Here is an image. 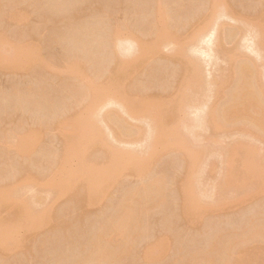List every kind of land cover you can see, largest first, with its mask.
I'll list each match as a JSON object with an SVG mask.
<instances>
[{"label": "rangeland", "instance_id": "rangeland-1", "mask_svg": "<svg viewBox=\"0 0 264 264\" xmlns=\"http://www.w3.org/2000/svg\"><path fill=\"white\" fill-rule=\"evenodd\" d=\"M0 60V264H264V0H0Z\"/></svg>", "mask_w": 264, "mask_h": 264}, {"label": "bare ground", "instance_id": "bare-ground-1", "mask_svg": "<svg viewBox=\"0 0 264 264\" xmlns=\"http://www.w3.org/2000/svg\"><path fill=\"white\" fill-rule=\"evenodd\" d=\"M225 4H226V3H225ZM226 5H227V4H226ZM217 7H220L222 10H225V9L222 8L220 5L217 6ZM217 7H216V8H217ZM220 8H219V10H218V13L222 12V14H223V11L220 10ZM11 13H12V12H11ZM10 15H11V14H10ZM8 17H10V19H12L11 16H8ZM12 17H14V16H12ZM166 26H168V25H165V28H167ZM163 27H164V26H163ZM165 28H164V29H165ZM167 29L170 30V28H167ZM165 30H166V29H165ZM171 30H172V29H171ZM171 30H170V31H171ZM195 31L197 32V34H198V36H199L200 32L197 31V30H195ZM163 32H164V31H162V34H163V35L160 34L161 36H160L159 34H157V35H159V38H161L162 36L165 35ZM166 32H167V31H166ZM173 32H174L173 30L171 31V33L168 31V34H169L168 36H173L174 34L176 35V33H173ZM196 32H195V33H196ZM198 32H199V33H198ZM206 33H207V32H206ZM206 33H204L203 36L206 35ZM210 33H211V32H210ZM171 34H173V35H171ZM209 35H210V34H209ZM209 35H208V36H209ZM211 35H212V34H211ZM166 36H167V33H166ZM166 36H164V39H165ZM156 37H158V36H156ZM167 38H168V37H166V39H167ZM162 39H163V37H162ZM166 39H165V40H166ZM186 40H187V42L185 41V43L187 44L191 39H190V40L186 39ZM163 41H164V40H163ZM181 41H183V40H179V42H181ZM131 42H132V41H131ZM131 42H129V44H130ZM156 42H159V43H158V45H159L160 42H162V41L159 40V41H156ZM190 42H191V41H190ZM132 43H133V42H132ZM162 43H163V42H162ZM185 43H184V44H185ZM127 44H128V40H127ZM177 44H178V40H177ZM184 44H183V45H184ZM186 44H185V45H186ZM130 45H131V47H130L131 49H128V50H129V51H132V49H133V48H132V44H130ZM183 45H182V46H183ZM176 46H177V45H176ZM178 46H181V45L178 44ZM133 47H134V46H133ZM183 47H184V46H183ZM185 47H186V46H185ZM185 47H184V48H185ZM193 47H194V46H193ZM127 48H128V47H127ZM177 48H179V51H178L177 53H180V52L182 51V50H180V49H182V47H181V48H180V47H177ZM177 48H176V49H177ZM191 49H192V48H191ZM191 49H190V50H191ZM195 49H196V48H195ZM117 50H118V48H117ZM126 50H127V49H126ZM155 50H156V48H155ZM177 50H178V49H177ZM121 51H122V50H121ZM192 51H193V50H192ZM193 52H194V51H193ZM117 53H118V51H117ZM128 53H129V52H128ZM182 53H184V50H183L180 54H182ZM184 54H186V53H184ZM118 55H119V54H118ZM116 56H117V55H116ZM182 56H183V54H182ZM0 61H1V60H0ZM244 64H245V63H244ZM244 64H243V63H242L241 65L239 64L240 66H244V67H242V68L240 67L242 73L239 74V72H236V74H237V73L239 74V78H240V76H241V80H239V82H237V83H238V84H237V85H238V86H237L238 88H237V89L235 88L237 91L234 89L235 92H236L235 95H234V92H233V94H231L232 96H233V95L235 96V97L233 96V97L235 98V103L232 101V100H234V98H231V101H232L233 104L231 103V106H230V110H229V111H232V110L235 111V110H236V106H237L238 104H241V103L244 104L245 102H247V103H252V104L255 103V104H256V101L260 102L259 99L256 100V98H257V97L259 98V96L262 94V93H261L262 91L260 92V88H259V87H256V88H255L256 90H254V91H253V89H252V88H254L255 86L258 85V84H257V85L254 84L255 82L257 83V80L254 79V80H253L254 83L252 82V84H251V82H250V81H252V80H249L251 74H252V75H251V78L254 76V73L252 72V71H254V68H253V70L251 71V70H250V69H252V68L250 67L251 64H250V66L248 65L249 67H246V65H244ZM248 64H249V63H248ZM0 65H4V66L8 65V66H9V65H11V63H10L9 61H8V62L6 61L5 64H3L2 62H0ZM252 67H253V65H252ZM197 68L199 69V66H198ZM233 68L235 69V65L233 66ZM249 68H250V69H249ZM236 69H237L238 71L240 70V69H238V67H236ZM236 69H235V70H236ZM199 70H200V69H199ZM232 71H233V70H232ZM249 72H250V73L252 72V73L250 74ZM248 73H249L250 75H248ZM238 74H237L236 76H238ZM248 76H249V77H248ZM252 79H253V78H252ZM237 81H238V79H237ZM190 84H191V83H190ZM253 84H254V85H253ZM188 85H189V84H188ZM189 86H191V85H189ZM189 86H188V88H189ZM252 86H254V87H252ZM234 90H233V91H234ZM189 91H191V90H189ZM189 91H188V92H189ZM256 92H258V93H257L258 95L256 94ZM259 93H260V94H259ZM190 94L193 95V93H191V92H190ZM190 94L187 93V95H190ZM255 95H256V96H255ZM148 96H149V95H148ZM148 96H147V97H148ZM151 96H153V95H151ZM145 97H146V96H145ZM149 97H150V96H149ZM149 97H148L147 99H149ZM155 97H156V96H155ZM155 97H152V98L150 97V98L153 99V98H155ZM141 98H142V96H141ZM141 98H140V99H141ZM157 98H158V97H157ZM157 98H156V99H157ZM144 99H146V98H144ZM144 99H142V102H143V101H147V99H146V100H144ZM156 99H154V101H155ZM111 100H112V99H111ZM162 100H163V99H162ZM140 101H141V100H140ZM157 101H158V104H161V103H162V102H161V99H160V102H159V98H158ZM109 102H110V101H109ZM111 102H112V101H111ZM111 102H110V103H111ZM163 102H164V100H163ZM258 102H257V104H258ZM172 103H173V101H172ZM174 103H175V101H174ZM247 103H246V104H247ZM155 104H157V102H155ZM227 104H228V103H227ZM126 105L129 107V104H126ZM123 106L125 107V105H123ZM127 106H126V107H127ZM225 106H227V108L229 109L228 105H225ZM126 107H125V108H126ZM228 109H227V112H228ZM224 110H225V109H224ZM249 110H250V108H249ZM234 111H233V112H234ZM242 111H243V112H242ZM227 112H225V113H227ZM241 112H242V113H247V112H249V111H248L247 109H244V110H241ZM230 113H231V112H230ZM249 114H250V113H247L248 116H249ZM170 115L173 116L171 113H170ZM250 116H251V114H250ZM253 119H257V118H254V117H253ZM260 120H261V121H260ZM259 121L263 123V122H264V118H263V117L260 118ZM189 154H190V153H189ZM190 157H191V155H190ZM191 159H193V158H191ZM4 188H5L4 186H3V187L0 186V197H1L2 194H3ZM88 191H89L88 195H90V194H91V190H90V188H89ZM151 196H152V195H151ZM148 197H150V195H149ZM184 197H185V196H184ZM151 198H153V197H151ZM186 198H188V196H186L185 198H183V201H184V199H186ZM88 199H89V198H87V200H86L87 202L89 201ZM188 199H189V198H188ZM188 199H187V201L185 200L184 202H187V203H188V201H189ZM147 201H148V200H147ZM182 203H183V202H182ZM187 203H185V205H186V206H184L185 208H183V206H181V207L183 208V210L187 209V211L185 210V212H187V213L183 212V213H185V214H183L184 216H188V215H186V214H188V211H189V208H188V205H189V204L187 205ZM183 205H184V204H183ZM121 207H122V206H121ZM124 207H125V206H124ZM124 207H123V209H124ZM23 208H24V212H25V213H28L27 210L25 209V208H27V207H23ZM120 209H121V208H120ZM123 209L120 210L121 213H122ZM128 209H129V208H125V211L128 210ZM22 211H23V209H22ZM125 211H123V212L126 214L127 211H126V212H125ZM129 211H130V210H128V213L126 214V216H123L124 219H123V217L121 216V213L119 214V217H121L122 220L119 222V220H118L119 217L117 218V220H118L119 223H118L117 221H116L117 223L114 222L115 224H117L116 226L114 225L115 227L112 226V227L114 228V230H118V228H119L120 231H121V230H122V231L125 230V231L128 232V231H130V229H132V228H134V227L136 226V223H138L137 221H140V220H137V221L135 220V219L137 218V216H136V218H134L133 220H131L130 218L135 217V214H133V213L135 212V210H134V212L131 213V214H133V216L130 215ZM140 213H141V212H140ZM128 214H129V215H128ZM26 215H27V214H26ZM122 215H123V214H122ZM128 216H130V217L127 218ZM140 217H141V216H140ZM140 217H138V218L140 219ZM125 218H126L127 220L129 219V220H130V223H127V222H129V220H128V221L126 220V221H127V222H126V221H125ZM134 220H135L136 222H135ZM132 221L135 222V223H133ZM111 223H113V221H112ZM139 223H140V222H139ZM139 223H138V224H139ZM108 224L111 225L110 222H109ZM108 224H107V227L109 226ZM128 224H133V225L131 226L132 228L129 227ZM134 224H135V225H134ZM112 225H113V224H112ZM139 226H140V225H139ZM107 227L105 226V227H103V228H105V229L108 231V230L110 229L111 226H109V228H107ZM112 227H111V229H112ZM127 227H128V228H127ZM103 228H102L101 231L105 232V231H104L105 229L103 230ZM123 228H124V230H123ZM129 228H130V229H129ZM136 228H138V226H137ZM128 229H129V230H128ZM258 229H259V228H258ZM258 229H257V232H256V233H257V235L260 236V235H262L261 232H263L264 230L262 231V230H260V229L258 230ZM112 230H113V229H112ZM112 230H111V231H112ZM122 231H121V233H122ZM125 231H124L123 233H125ZM132 231H133V230H132ZM132 231H130V232L133 233V235H134V232H135L136 230L134 229V231H133V232H132ZM137 231H138V230H137ZM255 231H256V230H255ZM255 231H254V233H255ZM260 231H261V232H260ZM108 232H109V231H108ZM108 232H105V233H108ZM113 232H114V231H113ZM113 232H111V237H112V238L114 237V234H112ZM116 232H117V231H116ZM130 232H129V233H130ZM99 233H100V232H99ZM99 233H98V234H99ZM101 233H102V232H101ZM101 233H100V234H101ZM105 233H102V234H101L102 236H100V234H99V237L97 236V237L99 238V239H97L98 242H96V243H94V244H96V245L98 246V251L100 252L99 255H100V256H105V259H108V260H109V259L112 258V256L109 257L110 255H114V253H115V255H118V254H121V253H120V252H117V249H115V247H116V246H115V247H113V249H114V251H115V250H116V251L114 252V251L112 250V251H113V254H110L111 249L108 248V247H110V244H109V246H107V247L103 245L104 243H110V241H111V238L109 237L110 235L108 236V235L105 234ZM109 233H110V232H109ZM109 233H108V234H109ZM117 233H120L119 230H118ZM123 233H122V234H123ZM254 233H252V235L250 236V237H251L250 239H252V236L255 235ZM258 233H261V234H258ZM98 234H97V235H98ZM122 234H121V235H122ZM127 234H128V233H127ZM127 234H126V235H127ZM130 235H131V234H130ZM107 236H108V237H107ZM97 237H96V238H97ZM126 237H129V235H127ZM126 237L123 239V241L126 240V242H127L128 239H130V237L127 238V239H126ZM108 238H110V239H108ZM102 240H103V241H102ZM112 240H113V239H112ZM95 241H96V239H95ZM113 241H114V240H113ZM113 241H112V242H113ZM123 241H122V243H123ZM102 242H103V243H102ZM112 242H111V243H112ZM126 242H125V244H127ZM113 243H114V242H113ZM122 243H121V244H122ZM128 243H129V242H128ZM125 244H124V245H125ZM96 245L93 246L94 249H97V248H95V247H97ZM106 245H107V244H106ZM124 245H121V246L123 247ZM111 246H112V245H111ZM226 247H227V246H226ZM116 248H117V247H116ZM118 248H119V247H118ZM92 249H93V248H92ZM121 249H122V248H121ZM121 249H119V250H121ZM119 250H118V251H119ZM123 250H124V249H123ZM123 250H122V253H123V252L125 253V251H123ZM225 250L227 251V248H225ZM91 251L94 253V250H91ZM95 251H96V250H95ZM90 253H91V252H90ZM96 253H97V252H95V254H96ZM117 253H118V254H117ZM242 253L245 254L246 252H242ZM95 254H93V255H92V254H89V255H87V256H89V258H90V260H91V258H93V257L96 258ZM109 254H110V255H109ZM147 254H148V253H147ZM147 254H146V255H147ZM91 255H92V256H91ZM108 255H109V256H108ZM245 255H247V254H245ZM107 256H108V258H107ZM147 256H148V255H147ZM149 256L151 257V254H149ZM98 257H99V256H98ZM98 257H97L96 259L93 258V261H94V260L97 261V260H98ZM116 257H119L118 259H120V256L118 255V256H114L112 260H116V259H114V258H116ZM86 258H88V257H86ZM86 258H85V259H86ZM103 259H104V258H103ZM105 259H104V261H105ZM118 259H117V260H118ZM208 259H209V258H208ZM86 260H87V259H86ZM86 260H83V261H85L86 264H88V263H91V264H92V262H89V260H88V263H87ZM99 260H100V262L103 261V260L100 259V258H99ZM99 260H98V262H93V263H94V264H98V263H99ZM226 260H228V259H226ZM226 260H223V261H224L223 264H238V261H237V260H236V262H231L230 259H229L228 261H226ZM106 261H107V260H106ZM225 261H226V263H225ZM210 262H211V261H210ZM80 264H82V262H80ZM83 264H84V263H83Z\"/></svg>", "mask_w": 264, "mask_h": 264}]
</instances>
